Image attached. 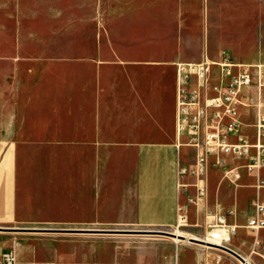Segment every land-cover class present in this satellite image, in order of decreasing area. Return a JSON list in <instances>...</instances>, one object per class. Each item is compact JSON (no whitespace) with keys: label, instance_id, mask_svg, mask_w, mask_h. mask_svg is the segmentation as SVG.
Returning <instances> with one entry per match:
<instances>
[{"label":"rangeland","instance_id":"rangeland-1","mask_svg":"<svg viewBox=\"0 0 264 264\" xmlns=\"http://www.w3.org/2000/svg\"><path fill=\"white\" fill-rule=\"evenodd\" d=\"M222 52L238 62L264 64V0H0V123L6 131L15 127L25 148L28 218L54 217L59 199L71 208V189L59 194L44 177L97 174L113 163L119 169L127 157L124 146L142 137L136 133L139 117L147 124L170 121L175 63L194 61L188 57L197 53L216 59ZM130 78L147 96L140 109L129 101ZM75 111L82 122L90 117L94 133L83 126L74 131ZM250 192L240 189L241 196ZM48 199L54 205L43 204ZM62 218L71 221V214ZM201 224L119 229L181 230L203 238ZM105 237L193 243L155 233Z\"/></svg>","mask_w":264,"mask_h":264},{"label":"crops","instance_id":"crops-1","mask_svg":"<svg viewBox=\"0 0 264 264\" xmlns=\"http://www.w3.org/2000/svg\"><path fill=\"white\" fill-rule=\"evenodd\" d=\"M221 54L214 60H219ZM199 58L200 53H197L192 58L188 57V60L201 61L204 57ZM77 80L74 78L75 89L79 85ZM126 86L131 88L128 90L129 101L137 109L144 107L147 96L140 82L130 78ZM176 86L177 70L172 118L165 124L158 121L147 124L144 117H139L136 133L142 137L151 134L153 138L145 140L139 136L125 145L127 157L122 160L119 169L113 163L105 172L97 174L73 173L71 176L44 177V182L56 183L59 194L65 188H70L72 192L71 208L63 199H59L51 212L55 216L49 220L28 218L30 180L28 174L22 173L25 148L17 138L15 127L6 131L0 123V256L14 248L17 264H211L216 258H221V264H242L238 258L225 251L194 242L191 245L158 240L136 243L128 239L105 237L113 234L75 231L95 229V225L102 226L99 229L175 227L178 206L181 204L185 205L191 226L202 223L203 237L207 232L208 213L213 214L222 209L227 213L228 222L239 225L229 247L250 264H264V229L253 233L246 227L249 218L255 213L253 200L259 195L264 201V188L260 191L256 189L254 176L241 167L242 179L240 185L236 186L223 178L221 169L212 165L209 169L207 212L200 213L188 202V196L195 193V188L189 186L181 189L178 186L179 165H189L193 161L194 149L179 146ZM8 100L9 107L16 115V105L11 103L10 98ZM242 120L243 131L253 136L254 110L243 108ZM72 122L74 131H79L82 126L89 133L96 129L90 117L88 121L82 122L79 111L74 112ZM108 162L113 160L109 157ZM244 163V160L229 159L230 166ZM183 180L191 182L190 177ZM240 189H250L252 192L241 196ZM43 204L54 205V202L48 199ZM230 210H234V213H228ZM64 214H71V221H65L62 218ZM38 223H48L52 227H28ZM19 228L54 231L16 230Z\"/></svg>","mask_w":264,"mask_h":264},{"label":"built area","instance_id":"built-area-1","mask_svg":"<svg viewBox=\"0 0 264 264\" xmlns=\"http://www.w3.org/2000/svg\"><path fill=\"white\" fill-rule=\"evenodd\" d=\"M176 132L179 146L194 149L189 165L180 164L178 186L195 188L188 196L197 213L207 212L209 169L213 165L223 178L236 186L242 179L241 167L256 178L258 191L264 188V64L238 62L228 52L219 60L204 57L201 61L176 63ZM255 112L254 135L243 131L242 109ZM229 159L244 160L243 165L230 166ZM190 177L191 182L183 179ZM255 213L246 225L253 233L264 229V201L259 195L253 200ZM234 213V210L228 211ZM207 232L201 238L208 243L227 246L239 225L227 220L219 209L207 215ZM191 226L185 205L178 206L177 228ZM210 247V246H207ZM214 248V247H212ZM219 249V248H216ZM221 250V249H220ZM223 251V250H222ZM15 249L0 256V264H17ZM180 264V263H174ZM211 264H221L216 258Z\"/></svg>","mask_w":264,"mask_h":264},{"label":"water","instance_id":"water-1","mask_svg":"<svg viewBox=\"0 0 264 264\" xmlns=\"http://www.w3.org/2000/svg\"><path fill=\"white\" fill-rule=\"evenodd\" d=\"M16 230L54 231L52 229H29V228L28 229L19 228V229H16ZM61 231H74V230H61ZM75 231L87 232V233H95V234H113V235H117V234H135V233H155L157 235L167 236V237H171V238L178 237V235H176L175 232L165 231V230L147 231V230H135V229H88V230H75ZM179 238L181 240H187V237L184 236V235L179 236ZM189 241L190 242H194V243H199V244L205 245V246L219 248V249H221V250H223V251L235 256L236 258H238L242 262V264H250L249 261L245 257L240 255L239 253H237L235 250H233L230 247L214 245V244L206 242L205 240H203L201 238L190 237Z\"/></svg>","mask_w":264,"mask_h":264},{"label":"bare ground","instance_id":"bare-ground-1","mask_svg":"<svg viewBox=\"0 0 264 264\" xmlns=\"http://www.w3.org/2000/svg\"><path fill=\"white\" fill-rule=\"evenodd\" d=\"M175 233H176V235H178V237L174 238L175 241H177V242L181 241V239L179 238V236H181V235H184V236L187 237V239H190V238H188L189 234L187 232H184V231H181V230H176ZM190 235H191L190 237L198 238L197 236H195L193 234H190Z\"/></svg>","mask_w":264,"mask_h":264}]
</instances>
